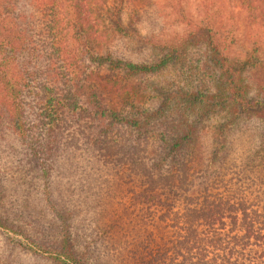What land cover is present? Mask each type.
<instances>
[{
  "label": "trees",
  "instance_id": "1",
  "mask_svg": "<svg viewBox=\"0 0 264 264\" xmlns=\"http://www.w3.org/2000/svg\"><path fill=\"white\" fill-rule=\"evenodd\" d=\"M105 3L0 0V264H264V0Z\"/></svg>",
  "mask_w": 264,
  "mask_h": 264
},
{
  "label": "rangeland",
  "instance_id": "2",
  "mask_svg": "<svg viewBox=\"0 0 264 264\" xmlns=\"http://www.w3.org/2000/svg\"><path fill=\"white\" fill-rule=\"evenodd\" d=\"M191 2H192L193 5H196L198 0H191ZM229 3H230L231 6H234V5L238 4L237 0H229ZM130 6H131V4H130ZM115 7H117L116 6V0H107V3H105V10H103V13L106 14L107 13V11H106L107 9L110 10V9H114ZM166 27L169 28V24H166Z\"/></svg>",
  "mask_w": 264,
  "mask_h": 264
}]
</instances>
